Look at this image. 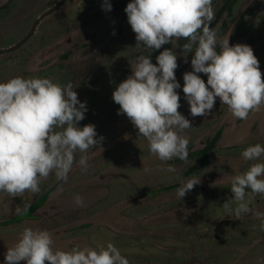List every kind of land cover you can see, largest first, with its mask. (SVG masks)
Returning <instances> with one entry per match:
<instances>
[{"label": "rangeland", "instance_id": "obj_1", "mask_svg": "<svg viewBox=\"0 0 264 264\" xmlns=\"http://www.w3.org/2000/svg\"><path fill=\"white\" fill-rule=\"evenodd\" d=\"M57 1L0 0V7L13 6L0 21V50L26 36L35 19ZM129 2L107 0L111 4L107 11L102 7L105 0H68L40 23L21 48L0 54V82L34 77L50 65L63 64L78 99L86 102L85 119L78 126L93 124L96 138L103 137L86 153L87 172L74 164L67 182L50 175L41 183L39 193L12 197L0 192V264L25 227L48 230L53 247L62 250L74 246L99 249L112 242L129 264H264V231L256 215L264 213V196H255L251 211L237 218L238 204L230 190L232 177L252 162H244L241 155L216 154L210 168L195 177L200 182L179 199L176 190L191 179L184 174L192 162L159 161L149 154L146 139L138 136L127 116L117 114L120 106L112 99L115 88L131 74L133 59L148 54L136 47L124 11ZM224 2L212 5L215 17ZM234 8L233 17L228 11L221 17L218 37H229L230 46L249 45L264 74V0H237ZM247 12L253 13L246 21L248 29L236 36L235 24ZM177 43L174 40L173 50L178 54L175 75L181 85L177 89L178 111L191 121L192 127L181 133L188 146L198 150L218 131L220 149L256 143L264 146V105L240 120L217 98L209 115L191 116L182 89L183 74L192 71L194 53L188 54L185 63ZM164 47L150 54L156 57ZM67 52L73 55L63 60ZM198 75L207 81L205 74ZM80 155L76 153L77 160ZM168 165H173L175 172L159 170L158 166ZM145 167L151 171L144 172ZM48 191L47 202L33 209L30 205ZM75 194L82 196L83 206L76 205ZM17 216L20 222H9Z\"/></svg>", "mask_w": 264, "mask_h": 264}, {"label": "clouds", "instance_id": "obj_2", "mask_svg": "<svg viewBox=\"0 0 264 264\" xmlns=\"http://www.w3.org/2000/svg\"><path fill=\"white\" fill-rule=\"evenodd\" d=\"M102 7L111 10L107 0ZM124 11L136 47L148 54L133 59L131 74L118 84L112 99L120 106L117 114L126 115L138 136L146 139L150 155L161 162L174 158L186 162L189 155V141L181 133L192 125L178 111V54L166 48L156 56L155 64L150 59L152 50L173 40L187 41L180 53L185 63L188 54L194 53L192 71L183 74L182 89L192 117L209 115L217 98L240 120L260 111L264 74L259 60L249 45L230 46L229 37L219 38L216 28L210 27L215 17L212 0H131ZM199 73L207 76L206 82ZM86 111V102L78 99L70 82L62 85L51 78L20 76L0 82V192L12 197L39 193L50 175L67 182L74 164L87 172L86 153L103 137L96 138L93 124L78 126ZM77 152L81 153L78 160ZM241 157L252 163L231 179L237 218L251 211L255 196H264V146L249 145ZM158 167L161 172H175L173 165ZM199 182L200 178L193 177L182 183L177 197L182 199ZM73 199L83 206L82 196L75 194ZM256 215L264 231V213ZM53 245L48 230L25 227L7 249L4 264H129L112 242L99 249L74 246L62 250Z\"/></svg>", "mask_w": 264, "mask_h": 264}, {"label": "trees", "instance_id": "obj_3", "mask_svg": "<svg viewBox=\"0 0 264 264\" xmlns=\"http://www.w3.org/2000/svg\"><path fill=\"white\" fill-rule=\"evenodd\" d=\"M220 0H212V5H214L216 2ZM235 2L230 4L231 0H225L223 8L218 12L217 17L220 18L224 15L226 11H228L229 15L232 17L234 16V10L235 5L237 3V0H234ZM12 5L8 4L5 6L0 7V21L6 17V15L10 12L12 9ZM253 13L247 12L245 17L242 18L241 21L237 22L235 24L234 33L236 36L245 33L248 29V22H246ZM227 28V27H226ZM187 41L184 39H181L178 41L177 46L179 50L182 51V45L186 43ZM174 40L171 44H165L164 49H173ZM159 51V50H158ZM73 55V52H67L62 56L63 60H69L71 56ZM151 60L156 63V57L153 54H150ZM65 73V67L63 64H54L50 65L45 69H42L40 72H38L34 77H44V78H54L57 79L56 81L59 82L62 85H66L71 81V78H69L68 74ZM70 79V81H69ZM68 80V81H67ZM221 131H218L217 134H215L212 138L206 139L203 143L200 149L193 150L191 146H188V159L186 162H192V166L185 172L184 178H193L196 176L201 175V173L205 170H208L211 166V159L213 156H215L218 153H223L231 156H237L241 155V152L248 146H232L226 149H220L218 148V142L220 141ZM173 163H176L178 165L185 164V161H181L179 159H173ZM51 195V191H48L44 193L41 197L36 198V200L30 205L33 209H38L41 207L44 203L47 202L48 198ZM21 203V202H20ZM25 213H29V210L25 211ZM21 215V214H20ZM19 215V216H20ZM19 216L12 218L9 222H20ZM8 222V223H9Z\"/></svg>", "mask_w": 264, "mask_h": 264}, {"label": "water", "instance_id": "obj_4", "mask_svg": "<svg viewBox=\"0 0 264 264\" xmlns=\"http://www.w3.org/2000/svg\"><path fill=\"white\" fill-rule=\"evenodd\" d=\"M68 0H58L53 6H51L50 8H48L46 11H44L42 14H40L35 21L32 24V27L30 29V31L28 32V34L26 36H24L20 41H18L17 43H15L14 45L1 49L0 50V54L3 53H8V52H13L18 50L19 48H21L36 32L38 26L40 25V23L46 18L48 17L50 14L54 13L55 11H57L61 6H63ZM220 18L219 17H215L213 19V21L210 24L211 28H216L217 25L219 24Z\"/></svg>", "mask_w": 264, "mask_h": 264}]
</instances>
